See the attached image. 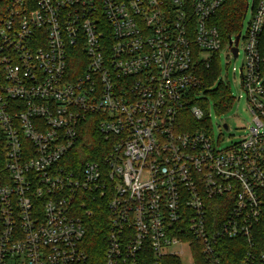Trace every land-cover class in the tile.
<instances>
[{"label":"built area","instance_id":"2783aa9c","mask_svg":"<svg viewBox=\"0 0 264 264\" xmlns=\"http://www.w3.org/2000/svg\"><path fill=\"white\" fill-rule=\"evenodd\" d=\"M224 1L0 0V264H184L185 247L234 264L227 239L264 264V0L237 43L215 24ZM226 46L253 120L221 149L201 69ZM92 115L109 147L76 160Z\"/></svg>","mask_w":264,"mask_h":264},{"label":"trees","instance_id":"16d2710c","mask_svg":"<svg viewBox=\"0 0 264 264\" xmlns=\"http://www.w3.org/2000/svg\"><path fill=\"white\" fill-rule=\"evenodd\" d=\"M256 1V0H255ZM249 0H225L222 7L219 9L215 17V24L223 38L229 40L230 37L242 33L243 20L246 16ZM84 51L82 48L73 47L69 55V64L72 72L77 75L81 70ZM220 57L217 54L215 61L211 68L201 69V76L203 79L202 91L206 93V98L200 104L207 107L208 97H212L215 102V107L219 112H226L233 106V94L230 85L223 83L221 87L216 90H209L221 74ZM98 120L95 115L89 117L84 123V134L81 136V141L72 150L71 156L76 160H102L105 156L106 150L109 147L106 144L103 136L99 133L97 124ZM102 215L96 214L93 217L89 231H88V248L95 254L96 252L104 254L105 251V237L107 231L103 228ZM225 246L229 251L228 254L236 251V259L239 260L242 253L246 249V241L244 239H227ZM229 254V255H230ZM237 260L234 264H237ZM203 264V263H199Z\"/></svg>","mask_w":264,"mask_h":264},{"label":"rangeland","instance_id":"374dc122","mask_svg":"<svg viewBox=\"0 0 264 264\" xmlns=\"http://www.w3.org/2000/svg\"><path fill=\"white\" fill-rule=\"evenodd\" d=\"M254 0H249V9L243 20L242 35L244 36L248 29V24L251 20ZM240 48L243 49V41L240 43ZM243 51V50H242ZM244 53L239 57H234L230 53V48L226 46L220 52V68L221 74L209 90H216L223 83L230 85L233 96L236 98L232 108L226 112H219L215 107L214 99L208 97V114H210L212 122V131L216 139L220 138V148H228L233 144L240 142L247 134L252 126L253 116L250 112L246 98L238 99L240 95H245L241 87L240 68L243 65ZM227 124L228 128L224 126ZM184 264H192L193 258L187 247L184 248L182 254ZM201 263V262H199Z\"/></svg>","mask_w":264,"mask_h":264},{"label":"water","instance_id":"95a60500","mask_svg":"<svg viewBox=\"0 0 264 264\" xmlns=\"http://www.w3.org/2000/svg\"><path fill=\"white\" fill-rule=\"evenodd\" d=\"M240 36H241V33H239L237 36H236V43L238 42V40L240 39ZM231 38V37H230ZM234 52H235V54H237V52H238V48H234Z\"/></svg>","mask_w":264,"mask_h":264}]
</instances>
